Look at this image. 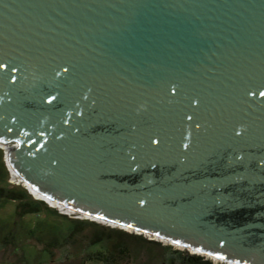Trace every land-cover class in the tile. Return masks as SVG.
I'll list each match as a JSON object with an SVG mask.
<instances>
[{"label":"water","instance_id":"obj_1","mask_svg":"<svg viewBox=\"0 0 264 264\" xmlns=\"http://www.w3.org/2000/svg\"><path fill=\"white\" fill-rule=\"evenodd\" d=\"M0 143L75 212L264 264V0H0Z\"/></svg>","mask_w":264,"mask_h":264},{"label":"rangeland","instance_id":"obj_2","mask_svg":"<svg viewBox=\"0 0 264 264\" xmlns=\"http://www.w3.org/2000/svg\"><path fill=\"white\" fill-rule=\"evenodd\" d=\"M13 143L16 144L11 142L9 146ZM6 148L0 143V188L5 191L24 188L30 201H43L48 207L40 204L38 210L32 207L28 212L26 207L19 206L18 201H0V264H103L96 259L97 250L101 248L107 249L121 264L172 261L179 264L176 251L202 255L214 264H230L183 245L171 244L161 237L50 206L44 199L36 197L30 187L29 191L9 169ZM124 253L129 258H123Z\"/></svg>","mask_w":264,"mask_h":264},{"label":"trees","instance_id":"obj_3","mask_svg":"<svg viewBox=\"0 0 264 264\" xmlns=\"http://www.w3.org/2000/svg\"><path fill=\"white\" fill-rule=\"evenodd\" d=\"M3 199L15 200L18 201L19 206L26 207V210L31 211L32 207L37 210L40 207V204L48 207L43 201H30V197L24 188L22 189H7L6 191L3 188H0V201ZM17 205V207H19ZM31 207V208H27ZM35 210V211H37ZM96 252V251H95ZM96 253V259L101 261L103 264H121L120 260L115 258L112 254L107 252V249H98ZM175 252V251H174ZM179 255V264H214L210 259H206L204 256L199 254H183L180 251H176ZM123 258H129V255L124 253ZM172 261V260H171ZM161 264H175L172 262H163Z\"/></svg>","mask_w":264,"mask_h":264},{"label":"bare ground","instance_id":"obj_4","mask_svg":"<svg viewBox=\"0 0 264 264\" xmlns=\"http://www.w3.org/2000/svg\"><path fill=\"white\" fill-rule=\"evenodd\" d=\"M7 149V148H6ZM13 173H15V171L13 170ZM15 175V174H14ZM30 190L34 193V195L36 196V197H38V198H40V199H44V201H47L48 202V204L50 205V206H52V205H54V206H56V207H59L61 210H64L65 212H69L70 213V211H74V210H72L71 208H69V207H65V206H63L62 204H60V203H58V202H56V201H54V200H51L50 198H48V197H46V196H44V195H42L40 192H36L33 188H31L30 187ZM84 214V213H83ZM87 218H90V219H93V220H99V221H102V222H105V220L103 221V220H101L100 218H96V217H94L93 215H90V214H86L85 215ZM108 223V222H107ZM110 224V223H109ZM111 224L112 225H116L115 223H112L111 222ZM121 228H126V229H132V230H134L133 228H131L130 226H127V225H119ZM135 231H138V233H140V231L139 230H135ZM158 238V237H157ZM163 240H165V241H167V239H165V238H163V237H161ZM194 252H196V251H194ZM230 264H232V263H230ZM234 264V263H233Z\"/></svg>","mask_w":264,"mask_h":264}]
</instances>
